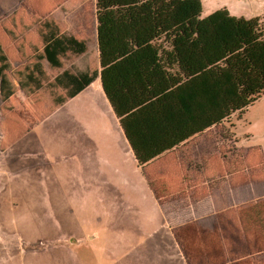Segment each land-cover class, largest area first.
<instances>
[{
	"label": "crops",
	"instance_id": "1",
	"mask_svg": "<svg viewBox=\"0 0 264 264\" xmlns=\"http://www.w3.org/2000/svg\"><path fill=\"white\" fill-rule=\"evenodd\" d=\"M242 8L225 10L264 23ZM9 35L34 38L9 45L40 56L42 83L49 71L53 84L66 83L54 88V99L64 102L49 113L82 139L71 141L76 158L66 172L39 176V191H72V202L40 207L33 228L26 210L10 222L0 192L4 251L13 229L32 255L50 253L53 264H264V145L249 146L251 134L238 125L250 107L198 130L187 108L201 89L188 85L186 46L162 37L104 68L97 0H0V37ZM63 37L81 41L84 51L51 66L43 50ZM92 73L97 78L68 97L72 84ZM74 212L78 220H70Z\"/></svg>",
	"mask_w": 264,
	"mask_h": 264
},
{
	"label": "trees",
	"instance_id": "2",
	"mask_svg": "<svg viewBox=\"0 0 264 264\" xmlns=\"http://www.w3.org/2000/svg\"><path fill=\"white\" fill-rule=\"evenodd\" d=\"M202 14L201 0H97L98 45L104 68L130 56L133 46L149 45L162 37L186 46L191 65L185 69L191 79L188 85L201 89V96L189 97L187 110L196 113L200 131L234 114L241 116L264 95V25L260 19H238L225 9L206 18ZM83 51V43L77 39L56 38L45 46L43 57L51 66L60 67L55 58ZM37 75L41 77L42 72L35 64L27 77L36 84ZM62 78L72 82L67 74ZM96 78L92 73L82 77L80 84L73 83L68 97ZM65 84L56 79L52 88H66ZM103 86L110 98L104 76ZM54 102L59 105L64 101ZM117 115L123 124V115ZM138 159L141 164L147 162Z\"/></svg>",
	"mask_w": 264,
	"mask_h": 264
},
{
	"label": "rangeland",
	"instance_id": "3",
	"mask_svg": "<svg viewBox=\"0 0 264 264\" xmlns=\"http://www.w3.org/2000/svg\"><path fill=\"white\" fill-rule=\"evenodd\" d=\"M201 1L205 15L239 5L243 7V16L264 20V0ZM25 39L34 44L33 37H0L6 51L0 53V187L5 183L7 190L0 192L6 194L1 197V203L10 209V222L18 223L26 210L28 223L33 228L39 223L34 214L39 213L40 207L72 202V191H39V176L66 172L76 158L71 141L82 138L69 129L65 118H54L49 113L58 94L52 88L50 71L45 72L40 86L39 77L36 84L27 77L28 70L40 62V56L35 51L9 45L20 44ZM238 125L241 131L251 134L249 146L264 145V95L249 108L244 122ZM23 182L27 184V191H20ZM74 213L70 220L79 219V213ZM11 232L14 237L9 251L0 247V264H53L50 253L39 258L32 255L27 239L22 241L16 231Z\"/></svg>",
	"mask_w": 264,
	"mask_h": 264
}]
</instances>
